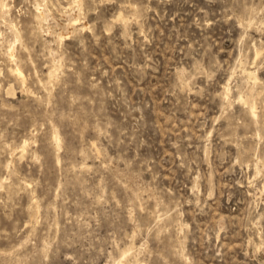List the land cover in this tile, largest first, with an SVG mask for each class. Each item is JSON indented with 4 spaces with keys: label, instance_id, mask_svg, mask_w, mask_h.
<instances>
[{
    "label": "rangeland",
    "instance_id": "rangeland-1",
    "mask_svg": "<svg viewBox=\"0 0 264 264\" xmlns=\"http://www.w3.org/2000/svg\"><path fill=\"white\" fill-rule=\"evenodd\" d=\"M77 1L0 0V264H264V0Z\"/></svg>",
    "mask_w": 264,
    "mask_h": 264
},
{
    "label": "bare ground",
    "instance_id": "bare-ground-1",
    "mask_svg": "<svg viewBox=\"0 0 264 264\" xmlns=\"http://www.w3.org/2000/svg\"><path fill=\"white\" fill-rule=\"evenodd\" d=\"M78 1H79V0H78ZM78 1H77V2H78ZM77 4L79 5V3H77ZM78 5H77V6H78ZM38 12H39V11H38ZM40 13H41V12H40ZM40 15H41V14H40ZM75 15H76V14H75ZM41 16H42V15H41ZM74 17H75V16H74ZM72 24H73V23H72ZM69 28H70V27H69ZM62 34H63V33H62ZM64 34H65V33H64ZM64 34H63V36H64ZM61 37H62V35H61ZM59 38H60V37H59ZM60 39H61V38H60ZM9 54H10V53H9ZM10 55H14V53H13V54H10ZM10 57H11V56H10ZM12 57H13V56H12ZM12 57H11V58H12ZM16 71L18 72L19 75L22 76V73H21L20 70H16ZM243 71H244V70H243ZM17 72H16V74H17ZM253 72H254V71H253ZM253 72L250 71V72H249L250 75H248V76H251V73H253ZM54 73H55V72H54ZM244 73H245V72H244ZM249 73H248V74H249ZM245 74H247V73H245ZM254 74H255V73H253V75H254ZM254 76H255V75H254ZM51 77H52V76H51ZM255 77H256V76H255ZM254 79H255V78H254ZM251 81H253V80H251ZM255 81H256V79H255ZM255 83H256V82H255ZM253 84H254V83H253ZM256 84H257V83H256ZM226 86H227V85H226ZM254 86H255V85H254ZM224 87H225V86H224ZM253 88H254V87H253ZM225 89H226V88H225ZM228 89H229V88H228ZM225 92H226V91H225ZM225 92H224V94H226ZM227 93H228V92H227ZM223 97H224V96H223ZM226 97H227V94H226ZM228 97H229V96H228ZM241 98H242V97H241ZM239 99H240V98H239ZM247 99H248V98H247ZM224 100H225V99H224ZM241 100H243V98H242ZM227 101H228V100H227ZM227 101H226V102H227ZM246 101H247V100H246ZM248 106H249V105H248ZM249 108L251 109L250 111H251L252 114H253L252 116L255 117V110H254L255 108H254L253 104H250V107H249ZM57 136H58V135H57ZM54 138H56V137H54ZM55 143H56V142H55ZM57 144H58V142H57ZM23 146H24V145H23ZM23 148H24V147H23ZM23 148H21V149L23 150ZM23 152H24V150H23ZM1 185H2V184H1Z\"/></svg>",
    "mask_w": 264,
    "mask_h": 264
}]
</instances>
